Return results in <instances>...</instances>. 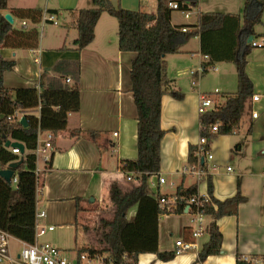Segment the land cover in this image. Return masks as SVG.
<instances>
[{"label":"crops","instance_id":"1","mask_svg":"<svg viewBox=\"0 0 264 264\" xmlns=\"http://www.w3.org/2000/svg\"><path fill=\"white\" fill-rule=\"evenodd\" d=\"M98 1L15 0L12 3L8 0L9 9H37L41 5L43 11L56 10L58 14L54 16L63 24L42 21L39 25H32L25 21L28 25L25 30L37 28L40 32L38 48L31 51L2 50L3 59L14 64L11 71L4 73L6 88L40 90V86L51 79H62L64 84L73 86L79 70L80 110L69 114L66 131L55 138L53 136L52 149L45 153L49 161L37 157V212H45L44 225H82V244L79 247L75 243L76 253L94 247L90 228H94L96 214L102 211L103 206V200H97L101 196L109 199L113 185L131 190L140 184L134 176H131L132 181H128V176L121 169L123 161L135 160L138 156L137 110L129 78L135 54L119 51L118 23L107 13L101 15L94 30V40L87 48L78 52L74 45L78 32L73 13L95 9ZM110 1L114 5V1ZM196 1L198 13L191 14L193 21L190 20L192 16L185 21L181 13L177 12L183 18L173 12L172 24L197 25L198 15L208 13H221L230 18L221 32L204 38L194 37L181 48L180 53L166 58L170 88L182 94L183 99H175L169 94L162 98L161 127L166 134L162 141L161 171L150 179L149 193L153 197L174 196L180 186H196L198 195L208 196L210 179L215 199L225 201L240 192L246 202L238 207L237 215L217 221L223 236L220 255L197 262L200 251L209 241L208 231L196 241L197 249L177 252V240H194L191 235L194 229L192 217L185 210L180 215H162L158 223V249L160 252H176L174 260L164 262L155 254H141L138 264H237L238 256L264 255V47L256 51L246 65V74L254 87L253 96H259V102L253 103V96L249 100L236 133L219 136L208 143L213 160L202 159L204 176L197 177L195 171L187 167L189 146H197L201 137L200 96L210 97L217 105L223 102L224 91L232 87L233 82H236L238 90L235 59L240 58L243 50L250 46L251 37L252 41H264V6L260 8L259 0H246L244 5L242 1L230 0L224 5L225 11L203 12L201 0ZM122 7L155 14L157 0L152 1L147 11L143 10L142 0L124 1ZM258 18L260 23L256 22ZM15 21L14 18V24ZM256 24L261 26L259 32L255 29ZM20 28L24 29L22 24ZM255 36L260 38L254 39ZM253 51L251 47L250 54ZM220 55L228 56L230 60H224ZM209 61L211 65L203 74L214 71L215 87L213 91L206 92L202 74L191 75L188 79L184 75L188 71L199 70ZM56 65L60 66L59 72L53 70ZM229 65L235 66L236 71L226 68ZM252 111L258 113L257 119L252 118ZM38 114L39 109L34 112V115ZM73 132H79V136H71ZM91 133L96 136L92 137ZM49 134L52 133L39 135L40 146L43 147ZM216 167L219 170L216 171ZM227 167L232 171L227 172ZM159 178L165 180L163 184H159ZM79 198L82 200L77 212L76 200ZM135 214L136 208L130 212L129 218ZM93 217L92 224L89 221ZM210 222L207 216V227Z\"/></svg>","mask_w":264,"mask_h":264},{"label":"trees","instance_id":"2","mask_svg":"<svg viewBox=\"0 0 264 264\" xmlns=\"http://www.w3.org/2000/svg\"><path fill=\"white\" fill-rule=\"evenodd\" d=\"M169 1L157 0L155 14L125 10L120 5L114 6L110 0H99L97 8L73 13L74 26L78 32L74 45L78 52L93 42L96 25L101 15L107 13L118 23L119 51L135 54L129 78L137 110L138 156L135 160L123 161L121 169L127 176H134L140 184L131 190H123L116 185L111 187L109 205L102 206V211L109 208L110 217H101L95 222L97 239L94 247L78 252L106 254L114 264H138L141 254H155L164 262L174 260L177 255L176 252H160L158 249V223L164 211L149 193L150 179L158 176L161 171L162 141L166 134L161 127L162 98L169 94L175 99H183L182 94L170 88L166 58L180 53L181 48L194 37L204 38L211 33L221 32L230 18L221 13L199 14L197 25H173V11L168 7ZM259 2L260 8L263 7L264 0ZM7 11L15 19L29 21L32 25L41 24L44 14L57 15L58 11L9 9L8 0H0V171L7 169L11 163L23 160L14 173L12 183L0 176V232L32 244L35 241L38 204L35 151L39 135L49 132L55 138L66 131L69 114L80 110V91L77 85L79 70L76 71V83L73 86L64 84L62 79H51L46 85L42 84L40 90L6 88L4 73L11 71L14 64L3 59L2 50H35L40 40L37 28L25 30L9 24L4 18ZM256 22L260 23V18ZM183 28H188V31L183 32ZM250 52L251 45L243 50L240 58L235 59L237 92L224 95L222 103L214 104L212 111L200 116V135L208 143L219 136L232 135L240 128L247 104L253 96L254 87L246 74V58ZM220 57L230 60L228 56ZM208 65H211L210 61L204 67ZM59 69L60 66L56 65L53 70L59 72ZM38 109L39 114L36 116L34 112ZM19 117L26 119L27 127L20 124ZM213 126H217V133H211ZM77 135L79 136V132L71 133V136ZM90 135L96 136L95 133ZM8 141L23 144L24 154H14L11 148L6 147ZM187 167L190 171L198 167L205 170V163L199 160L197 146H189ZM196 194V186H180L174 196L184 199L185 203ZM208 196L210 203L205 206V214L211 219L208 226L209 241L200 251L197 262L220 255L223 236L217 221L226 216L237 215L238 207L246 202L240 192L225 201L215 199L210 179ZM81 200H76L77 212L80 211ZM135 208L136 214L130 219L129 214ZM184 211L185 205L180 204L173 214L180 215Z\"/></svg>","mask_w":264,"mask_h":264},{"label":"built area","instance_id":"3","mask_svg":"<svg viewBox=\"0 0 264 264\" xmlns=\"http://www.w3.org/2000/svg\"><path fill=\"white\" fill-rule=\"evenodd\" d=\"M168 7L173 12H179L187 20L191 17L193 11L197 8L196 0H170L168 2ZM43 22H51L53 25H58L57 18L54 15H45ZM22 28L27 29L28 25L24 21L22 22ZM183 32H187L188 28H183ZM252 48L262 49L264 47V41L257 42L252 41L250 43ZM207 60V57L204 59ZM206 68L201 67L196 71L197 75H201L205 72ZM195 74L194 72L191 73ZM259 96H253L252 102H259ZM214 109V103L212 99L206 95L200 96V102L198 107V113L200 116L205 115L209 111ZM252 118L257 119L258 113L252 111ZM21 118L19 117V122ZM201 128V126H200ZM211 133H217V126H213ZM117 135V134H115ZM39 141V140H38ZM53 135L49 134L47 140L44 142L43 147L37 143V148L35 151L36 156L43 157L45 162L49 161V157L46 156V151L52 149ZM198 147V157L199 160L205 159L212 161L213 155L208 150V140L204 137H200ZM12 152L16 155H20L18 149H12ZM215 170H219L218 167ZM227 172H231L232 169L227 167ZM195 175L201 177L205 175V170L200 167L196 168ZM38 176V174H37ZM132 176V175H131ZM131 176H128V181H132ZM16 182V179L13 180ZM163 178H159V184L164 183ZM160 204L161 209L164 211L163 215H173L174 211L180 204L185 205V210L192 217V224L194 229L191 231L192 238L191 242L184 240H177L175 246L178 249V253L188 252L192 249H197L198 241L204 234L207 233L208 227L206 224L207 215L205 214V206L210 203L209 196H201L196 194L191 197L188 201L184 203V199H178L176 196H159L154 197ZM45 218V212L39 211L36 214V227H35V241L32 244H27L21 242L11 235L0 232V264H114L109 256L106 254H90L87 252L76 253L74 259H69L63 256V252L60 249L54 247L50 243H41L40 238L45 236L48 232H54L55 226L44 225L41 221ZM12 241L18 243L21 246V250L15 252ZM237 264H264V255H241L237 257Z\"/></svg>","mask_w":264,"mask_h":264},{"label":"rangeland","instance_id":"4","mask_svg":"<svg viewBox=\"0 0 264 264\" xmlns=\"http://www.w3.org/2000/svg\"><path fill=\"white\" fill-rule=\"evenodd\" d=\"M114 1V6H118L120 5L122 7V4H124V1H128V0H113ZM137 1V0H135ZM153 0H142L143 6H144V11L150 10V4L152 3ZM230 0H201V10L203 12H207L206 10H213V11H225L227 10L224 5L226 4V2H229ZM237 1H242V4L245 3L246 0H237ZM12 3H15V0H12ZM244 5V4H243ZM43 7L38 6L37 9H41ZM123 8V7H122ZM42 10V9H41ZM198 13V10L193 11V13ZM175 16H180L182 17L179 13L174 12ZM192 16V15H191ZM183 18V17H182ZM194 16H192V18L190 19L191 21H193ZM184 20V19H183ZM188 21V20H185ZM58 24H63L62 21H58ZM21 20L16 19L14 26L16 28H20L21 27ZM256 26V31H260L261 30V26H259L258 24L255 25ZM253 52L247 56L246 61H249L250 59H252L256 53V51H259V48H253ZM231 67L232 69H234V71H236V67L235 66H226V68ZM209 68V66H208ZM220 70V68H219ZM195 73L196 71H188L187 75H184V78L188 79L192 76H195V74H191V73ZM192 75V76H191ZM204 78V85L203 88L206 92H210L211 90H214L215 87V78H214V71H211L206 73V74H202L201 75ZM200 76V77H201ZM201 77V78H202ZM200 78V79H201ZM221 90V89H220ZM237 90V85L236 82L232 83V87H228L226 89V91H224V93H234ZM223 92V91H222ZM152 182V181H151ZM151 182H149V190L151 188ZM100 200H103V206H108L109 205V199L106 197H100V199H98L97 201L99 202ZM101 205V206H102ZM110 210L109 208H106L105 211H101L98 212L96 214V218L99 219L101 217H106L109 218L110 217ZM92 219V218H91ZM94 221V217L92 220H90L89 222H91L93 224ZM97 221V220H95ZM42 223V221H41ZM97 223V222H96ZM90 225V224H89ZM194 226V225H193ZM90 227V226H89ZM94 227V226H93ZM90 236L92 238V242L95 244L96 242V233H95V227L94 228H90ZM82 234H83V228L82 225H75L72 223H60V224H55V231L54 232H48L45 236L40 238V242L41 243H50L51 245H53L54 247L58 248L61 250V252H63V256L69 259H74L76 256V251L75 249V243H78V246L80 247V245L82 244ZM12 246L15 250V252H18L19 250H21V246L12 241Z\"/></svg>","mask_w":264,"mask_h":264},{"label":"water","instance_id":"5","mask_svg":"<svg viewBox=\"0 0 264 264\" xmlns=\"http://www.w3.org/2000/svg\"><path fill=\"white\" fill-rule=\"evenodd\" d=\"M5 20L13 25L14 24V18L11 14H6L5 15ZM253 40V38L251 37L250 40H249V43H251ZM20 124L24 127H27V121L24 117L21 118L20 120ZM6 147L7 148H11V149H18L19 152H20V155H23L24 152H25V147L23 144L19 143V142H11V141H8L6 143ZM23 160L21 159L20 161L18 162H15V163H11L7 169L5 170H2L0 171V176L8 183H12V179L14 177V173L16 171V169L22 164Z\"/></svg>","mask_w":264,"mask_h":264}]
</instances>
